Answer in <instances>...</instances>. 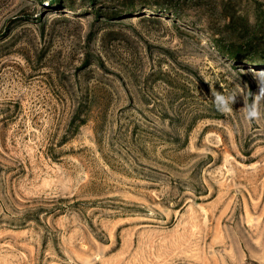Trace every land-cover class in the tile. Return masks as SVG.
<instances>
[{"label": "rangeland", "instance_id": "374dc122", "mask_svg": "<svg viewBox=\"0 0 264 264\" xmlns=\"http://www.w3.org/2000/svg\"><path fill=\"white\" fill-rule=\"evenodd\" d=\"M182 1L0 0V264L264 260V115L211 98L251 102L264 64L202 31L222 0ZM231 2L264 26V0Z\"/></svg>", "mask_w": 264, "mask_h": 264}, {"label": "trees", "instance_id": "16d2710c", "mask_svg": "<svg viewBox=\"0 0 264 264\" xmlns=\"http://www.w3.org/2000/svg\"><path fill=\"white\" fill-rule=\"evenodd\" d=\"M47 5L66 3L71 6L72 0H38ZM93 6L95 0H89ZM222 23H209L202 31L209 37L214 48L224 57L238 62L264 64V26L249 25L247 15H239L231 0L221 1ZM185 1L180 0H120L118 11H127L138 7H153L170 11L177 18H182L178 11H184ZM94 9L95 18L112 16L109 8ZM238 14L237 16H235ZM220 22V20H219Z\"/></svg>", "mask_w": 264, "mask_h": 264}, {"label": "clouds", "instance_id": "9594fccd", "mask_svg": "<svg viewBox=\"0 0 264 264\" xmlns=\"http://www.w3.org/2000/svg\"><path fill=\"white\" fill-rule=\"evenodd\" d=\"M250 75L257 84V91L252 94L251 102L246 94L234 90L231 94L213 90L211 88V98L217 111L229 114L232 112L233 105L237 103L238 98L242 99L243 104L239 110L242 113V119L246 123L258 122L262 118L261 107L264 105V70L251 69ZM264 264V260L261 261Z\"/></svg>", "mask_w": 264, "mask_h": 264}]
</instances>
